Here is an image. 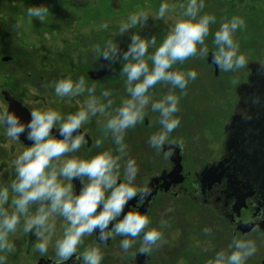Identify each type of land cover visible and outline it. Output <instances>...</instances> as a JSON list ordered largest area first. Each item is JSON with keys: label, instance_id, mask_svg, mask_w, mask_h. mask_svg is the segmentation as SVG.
Listing matches in <instances>:
<instances>
[{"label": "clouds", "instance_id": "obj_1", "mask_svg": "<svg viewBox=\"0 0 264 264\" xmlns=\"http://www.w3.org/2000/svg\"><path fill=\"white\" fill-rule=\"evenodd\" d=\"M170 7L162 0L156 18H163ZM180 7L183 9L181 18L170 27L154 52L149 53L148 49L155 45V37L149 39L137 32L131 34L120 69L126 76L128 98L114 113H106L112 105L110 90L103 91L100 97L95 96V86L88 87L83 76L76 80L65 77L54 84L58 97L88 92V97L74 113L62 116L52 108L31 109L30 119L25 122L14 110H0V125L4 126L7 137L15 141L25 134L26 139L32 141L12 161L15 178L10 182L11 198L9 187L0 186V251L11 248L8 236L16 230L21 217H24V230L34 232L38 238L35 249L41 254L48 251L53 241L57 218L66 222L62 234L53 244L57 257L53 264H65L77 253L78 246L83 243L82 238L94 232L98 241H107L114 236L125 237L120 241L124 251L136 243L138 236H142L140 253H148L152 246H157L163 240L161 231L156 228L148 230L151 221L146 214L129 207L125 211V206L138 193L146 196L150 189L135 184L138 172L135 159H127L123 164L121 179V158L127 150L125 131L143 121L144 110L149 104L153 112L159 113L160 130L152 134L148 142L158 150L165 145L169 134L180 123L179 117L174 115L179 110L180 97L169 90L159 100H154L149 89L160 81L169 83L173 88L185 89L189 81L196 79L197 72L192 69L186 72L170 71L172 66L196 55L198 51L202 56L208 55L205 38L209 35L210 25L216 23V17L208 13L199 14L204 0H187L186 7L183 4ZM26 11L29 17L36 18L49 13L45 5L29 6ZM147 19L145 11L130 14L120 24L119 35L125 34L133 26H142ZM243 26L242 18L232 16L221 22L213 34L216 51L212 54V60L226 72L240 69L247 62L240 52L239 42L234 39V34ZM97 51L108 61L120 56L118 42L112 40L105 43L102 51L97 46ZM260 71L264 73V65L260 66ZM97 113L108 115L104 124L105 134H111L118 154H114L112 149H105L88 158L74 155L61 159L64 154L77 152L82 144L87 143L86 132L80 129ZM54 128L58 130L59 138L53 133ZM101 144L102 140L97 139V147ZM74 178H79L82 185L78 193L74 191ZM34 204L35 211L31 212ZM210 231L207 227L204 229L205 233ZM255 250L252 240L233 238L228 250L217 251L208 264H245ZM79 258L82 264H101L103 252L95 244L84 248ZM4 261L5 257L0 256V264H4Z\"/></svg>", "mask_w": 264, "mask_h": 264}, {"label": "rangeland", "instance_id": "obj_2", "mask_svg": "<svg viewBox=\"0 0 264 264\" xmlns=\"http://www.w3.org/2000/svg\"><path fill=\"white\" fill-rule=\"evenodd\" d=\"M161 2L162 0H62L60 3L52 2L48 6L49 13L36 18L27 15L26 10L32 6L31 2L0 0V7L4 13L0 23L2 22L3 25L9 22L7 27L0 25V46L6 47V43L9 46L6 47L9 51L0 49L2 53L0 58L14 57L19 51L21 53L19 56L22 60L27 59L28 63L15 67L7 62H0V110L6 108L2 97V92L6 91L29 110L52 108L60 112V101L65 97H58L55 94L54 84L69 76L74 80L72 76L74 72L70 65L63 63L59 54L63 53L66 56L71 46L82 50L88 38L77 35L89 32L95 33L93 38L99 40L97 43L101 41V45H104V39L112 40L114 43L118 42L120 49V56L113 60L117 78H106L90 84V87L95 86L93 94L99 97L108 89L111 92L110 97L128 98V93L125 91L126 76L120 69L124 63L123 52L128 48L131 34L137 32L144 38L155 37V45L148 49L149 53L154 52L170 27L181 18L183 9L180 5L183 4L185 7L187 5V0H163L171 7L163 18H156L155 14ZM53 5L56 9L52 8ZM33 6H40V3ZM141 11L148 14L144 24L133 26L125 34L119 35L120 24L130 14ZM205 13L216 17V23L210 25L209 35L205 38L208 55L202 56L198 51L196 55L172 66L176 71L195 70L196 79L189 81L183 90L173 88L164 81L157 82L149 89L155 100H159L169 90L180 97L179 110L174 114L179 117L180 123L172 133L175 134L177 141L184 142V147L191 157L197 156L201 159L204 156V162L220 153L222 126L233 111L237 88L250 74L247 69L249 64L255 62L264 64V0H204V7L199 14ZM232 16L244 20L243 28L237 30L234 39L239 42L240 52L246 57L247 62L240 69L226 72L218 67L216 71L215 66L208 63L209 54L216 51L213 34L218 30L221 22ZM104 24L107 27H102ZM7 32L9 35L6 38L9 40L5 38ZM197 47L199 49L200 46ZM148 63L151 67V61ZM82 76L85 77L83 73ZM72 97H80L82 99L80 103L83 104L88 92ZM74 106L78 108L81 105ZM120 106L116 105V107ZM146 108L150 109L151 105ZM97 122H99L98 118ZM140 123L143 124V121L137 124ZM137 124L128 129L132 134L131 137L136 138L139 127ZM158 128L160 130L159 124ZM25 147L19 140L13 141L7 137L4 126L0 125V186L9 187L10 198L12 195L10 182L15 178L12 161ZM175 213L173 218L176 221L177 235L180 237L178 239L182 243L186 241V247L176 251L177 255L186 256V262L183 264H208L217 251L228 250V245L233 240L232 232L227 230L224 223L220 222L212 212ZM206 227L211 231L205 233ZM218 227H222V230ZM22 229L24 230V217H21L16 230L9 233L8 241L11 248L0 251V256L5 257L4 264H31L29 258L25 257V244L16 243L21 237ZM218 234H223L222 240ZM82 239L83 243L87 240L86 237ZM244 240H252L256 246L255 252L246 259L245 264H264V239L256 235Z\"/></svg>", "mask_w": 264, "mask_h": 264}, {"label": "flooded vegetation", "instance_id": "obj_3", "mask_svg": "<svg viewBox=\"0 0 264 264\" xmlns=\"http://www.w3.org/2000/svg\"><path fill=\"white\" fill-rule=\"evenodd\" d=\"M26 1L31 2L32 6L40 3L48 7L52 2L60 3L62 0ZM52 8L56 9L54 5ZM2 11L0 7V18L4 14ZM8 23L2 25L1 22L0 25L7 27ZM94 34L79 33L78 37L88 38L82 50L71 46L66 56L63 53L59 54L63 63L72 68L74 80L81 77L83 73L88 87L106 78H117L113 60H107L114 74L97 80L92 79L91 73L100 72L106 62L97 51V46L102 51L105 44L101 45V41L97 43L99 40L93 38ZM8 35L7 32L5 38ZM104 41L106 43L108 40L104 39ZM90 47L93 48L90 49ZM0 49L3 50L1 46ZM18 53L19 51L14 54V57H3L7 59L6 61L0 58V62H7L15 67L28 64L27 59L22 60L19 56L21 53ZM1 55L0 52V57ZM261 65L264 64L256 62L249 64L247 69L250 74L243 79L244 81L236 90L233 111L222 126L221 150L217 155L218 158L216 156L204 162V156L201 159L197 156L191 157L187 148L184 147V142L177 141L173 133L169 134L170 139L161 149L150 146L149 137L159 131L158 113L153 112L151 108L145 109L143 124H137L139 127H137L136 138L130 136L132 134L128 132V129L125 131L124 143L127 145V150L121 158V179H123V164L127 159H135L138 166L135 184L138 187L150 189L146 196L138 193L137 197L125 206V211L129 207L146 214L151 221L148 230L156 228L161 231L163 240L158 242L157 246H152L148 253H140L142 236H138L136 243L124 251L120 247V241L125 237L114 236L107 241H98L94 232L84 236L87 238L85 243L78 246L77 253L65 264H82L79 253L84 248L95 244H98L103 252L101 264H183L186 262V256L177 255L176 251L186 247V241L182 243L178 239L180 237L177 235L176 221L173 218L175 212H212L220 222L224 223L227 230L232 232V238L244 239L259 235L264 239V73L260 71ZM4 92L2 97L8 109V103L3 96ZM126 98L110 97L112 105L106 113H114V110L118 108L116 105H121L122 100ZM81 100L80 97L62 98L60 101L62 116L76 112L79 107L76 108L74 105H82ZM65 103L72 106H66ZM107 119L108 115L104 113L92 116L80 129L86 132L87 143L82 144L77 152L64 154L61 159L74 155L88 158L105 149H112L114 154H118L111 134H105L104 124ZM52 131L59 138V133H56L58 130L54 128ZM97 139L102 140L99 147L96 145ZM73 184L74 191L78 193L82 187L79 178H74ZM35 208L34 204L30 211L34 212ZM162 221L164 223H161ZM65 225L66 222L62 218H57L56 234L48 251L44 254L35 249L38 238L32 231L22 229L21 237L19 235L20 238L16 240V243L25 244V257L29 258L31 264H53V261L57 259L53 244L57 238L56 235L62 234ZM218 229L222 230V227ZM218 237L222 240L224 236L218 234Z\"/></svg>", "mask_w": 264, "mask_h": 264}, {"label": "water", "instance_id": "obj_4", "mask_svg": "<svg viewBox=\"0 0 264 264\" xmlns=\"http://www.w3.org/2000/svg\"><path fill=\"white\" fill-rule=\"evenodd\" d=\"M6 60L7 59H5L4 61ZM208 63L213 64L216 68V71H218V66L212 60V53L209 54ZM170 71H176V70L172 69ZM113 74H114V71L112 70L108 61L106 60V62L103 64V69L100 72L91 73V77L92 79L97 80L106 75H113ZM3 96L6 102L8 103V109L10 111L14 110L21 117V119L25 122L30 119V115H29L30 110L27 107L22 105L10 93L6 91L3 93ZM56 133H58V131H56ZM19 141H21V143H23V145L25 146H30L32 143V141H29L26 139L25 134H21Z\"/></svg>", "mask_w": 264, "mask_h": 264}, {"label": "trees", "instance_id": "obj_5", "mask_svg": "<svg viewBox=\"0 0 264 264\" xmlns=\"http://www.w3.org/2000/svg\"><path fill=\"white\" fill-rule=\"evenodd\" d=\"M7 44H8V43H6L5 46H6V47H9ZM6 47L2 46L1 48L9 51V49H7Z\"/></svg>", "mask_w": 264, "mask_h": 264}]
</instances>
